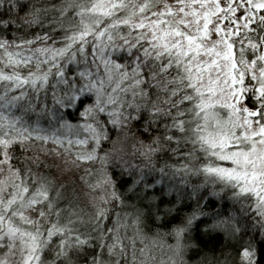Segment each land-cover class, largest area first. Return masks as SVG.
<instances>
[{
	"label": "snow or ice",
	"instance_id": "obj_1",
	"mask_svg": "<svg viewBox=\"0 0 264 264\" xmlns=\"http://www.w3.org/2000/svg\"><path fill=\"white\" fill-rule=\"evenodd\" d=\"M0 264H264V0H0Z\"/></svg>",
	"mask_w": 264,
	"mask_h": 264
}]
</instances>
